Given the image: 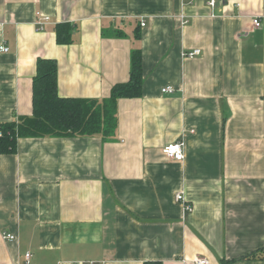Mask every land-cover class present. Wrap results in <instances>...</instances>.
Returning a JSON list of instances; mask_svg holds the SVG:
<instances>
[{
  "label": "crops",
  "instance_id": "0c3cea01",
  "mask_svg": "<svg viewBox=\"0 0 264 264\" xmlns=\"http://www.w3.org/2000/svg\"><path fill=\"white\" fill-rule=\"evenodd\" d=\"M209 2L0 0L2 122L32 114L39 57L71 97L128 81L137 32L144 67L114 138H20L0 154V264H264V0ZM60 22L72 43L57 42ZM180 139L185 158H168Z\"/></svg>",
  "mask_w": 264,
  "mask_h": 264
},
{
  "label": "trees",
  "instance_id": "16d2710c",
  "mask_svg": "<svg viewBox=\"0 0 264 264\" xmlns=\"http://www.w3.org/2000/svg\"><path fill=\"white\" fill-rule=\"evenodd\" d=\"M59 44H70L76 26L60 22L54 26ZM105 33V32H104ZM114 36H122L114 31ZM131 53L130 79L116 83L110 96L103 99L61 96L58 92V62L39 57L33 77V111L11 122L0 121V154L14 153L20 138L92 137L114 138L118 123V100L140 97L143 93L144 67L140 33ZM264 251V250H263ZM146 264H161L151 262Z\"/></svg>",
  "mask_w": 264,
  "mask_h": 264
},
{
  "label": "built area",
  "instance_id": "2783aa9c",
  "mask_svg": "<svg viewBox=\"0 0 264 264\" xmlns=\"http://www.w3.org/2000/svg\"><path fill=\"white\" fill-rule=\"evenodd\" d=\"M209 4L214 6L215 0H210ZM183 22L186 23L187 19L185 18ZM50 23H52L50 16L44 15L41 12H37L36 26L38 30L44 31L46 29V26ZM253 23L256 27L262 26L261 20L259 18H255ZM141 25L142 26L146 25L144 20H142ZM0 49L3 52L9 51L8 47H1ZM200 53H201L200 49H194L192 51L184 52L183 55L188 56V57H193V56L199 55ZM162 91L163 92H173L174 88L172 86H167L166 88H163ZM162 151L168 158L181 161L185 158V142L181 139L174 141V142H170L162 148ZM176 200L178 202H181L186 212L191 211V206L188 202H186V199L182 192H178L176 194ZM3 237L8 240L16 239L15 235L6 233V232H3ZM30 258H31V252H27L26 262H29ZM192 262L193 264H210L209 259L205 256H195Z\"/></svg>",
  "mask_w": 264,
  "mask_h": 264
},
{
  "label": "rangeland",
  "instance_id": "374dc122",
  "mask_svg": "<svg viewBox=\"0 0 264 264\" xmlns=\"http://www.w3.org/2000/svg\"><path fill=\"white\" fill-rule=\"evenodd\" d=\"M137 23L136 22H133L132 26L136 25ZM119 30H123V29H120ZM133 42H136V37L134 36V39H133ZM137 43H139V40H137Z\"/></svg>",
  "mask_w": 264,
  "mask_h": 264
}]
</instances>
